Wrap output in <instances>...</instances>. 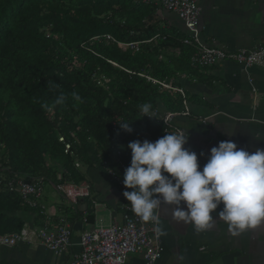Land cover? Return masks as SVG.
<instances>
[{
	"label": "trees",
	"instance_id": "1",
	"mask_svg": "<svg viewBox=\"0 0 264 264\" xmlns=\"http://www.w3.org/2000/svg\"><path fill=\"white\" fill-rule=\"evenodd\" d=\"M154 10L132 0H0V176L56 184L82 180L75 159L101 168L102 156L113 166L112 124L118 119L132 122L131 133L118 122L128 142L161 138L162 123L142 116L139 106L179 111L182 100L138 73L180 86L181 74L198 67L190 64L193 48L183 43L185 32L162 27ZM132 41L146 42L138 49L118 43ZM98 74L108 79L107 87L97 83ZM50 81L60 87L50 91ZM61 91L68 97L64 105L42 107ZM60 134L76 158L64 153ZM23 210L42 219L18 194L0 187V234L22 228Z\"/></svg>",
	"mask_w": 264,
	"mask_h": 264
},
{
	"label": "crops",
	"instance_id": "2",
	"mask_svg": "<svg viewBox=\"0 0 264 264\" xmlns=\"http://www.w3.org/2000/svg\"><path fill=\"white\" fill-rule=\"evenodd\" d=\"M199 5V24L205 42L229 50L255 49L264 44V0H199ZM154 16L162 27L186 32L183 22L174 13L155 7ZM166 54L161 57L164 59ZM173 55H178L176 49ZM178 81L186 91L192 116L177 117L176 123L185 130L188 136L185 146L197 153L201 169L210 149L221 141H232L250 153L264 149V59H259L247 70L233 61H223L184 72ZM157 106L164 111L162 104ZM129 143L120 136L113 144L116 154L119 151L121 161L128 166L131 162ZM116 157L111 167L116 166ZM78 171L82 180L93 186L92 200L82 199L75 205H68L51 182L44 186L42 195V203L52 223L64 216L73 229L69 251L79 249L80 229L92 228L96 217L106 224L120 221L128 203L123 192L131 191L119 186L102 162L101 168L95 162L91 165L80 162ZM93 202L99 204L95 207ZM181 207L186 210L184 202ZM222 208L223 204L211 213L216 221L212 228L204 231H197L183 222L176 223L170 214L162 212L160 226L166 234H160L164 251L156 264H264V225L233 236L228 225L217 215ZM89 211L92 221L83 224L82 215ZM167 211L170 213V209ZM21 215L29 225L43 224L42 214V219H37V213L31 210H23ZM0 259L20 264L65 262L63 256L48 252L42 245L25 242L14 247H1ZM126 264H145V259L142 254L133 253Z\"/></svg>",
	"mask_w": 264,
	"mask_h": 264
},
{
	"label": "built area",
	"instance_id": "3",
	"mask_svg": "<svg viewBox=\"0 0 264 264\" xmlns=\"http://www.w3.org/2000/svg\"><path fill=\"white\" fill-rule=\"evenodd\" d=\"M132 1L146 5L151 4L157 9L174 13L183 22L186 30L183 43L193 48V54L190 57V64L193 67L205 68L223 61H233L242 66L244 70H247L256 64L259 59H264V44L255 49L239 48L237 50H229L226 47L205 42L202 39L201 26L199 24L201 12L199 0ZM45 32L46 35H50L48 29ZM104 37L115 41L109 34H105ZM94 38H98V36ZM146 41L118 43L130 49H138L140 43ZM113 64L116 65L115 63ZM138 75L148 81L158 83L164 87L168 94H176L182 100V109L179 111H161L156 106L150 112L153 118L159 119L162 123L163 131L161 137L166 132H183L186 135L185 130L176 123L177 117L192 116L185 89L181 86L157 80L145 73H138ZM99 84L107 87L108 79L103 75ZM202 120L205 122L204 118ZM120 121L121 119H118L117 122L112 124V130L116 135L115 140L122 136L118 130V122ZM58 140L64 146V153L76 158L72 143L63 134L59 135ZM184 147L188 148L185 145ZM117 155V164L114 167H111L109 162L103 157L100 156V159L107 173L115 178L119 186L124 187V170L128 165L121 161L119 151H117ZM74 165L78 168L80 167V162L75 159ZM48 182L43 177H33L28 181L16 175L14 177L0 176L1 188L18 194L28 207L38 210L44 216L41 226L29 225L25 222L17 232L0 234V248L14 247L19 242L38 243L48 252L56 253L60 257L63 256L65 262L61 264H126L128 256L133 253L142 254L145 264H156V261L161 257L164 245L161 235L156 231L157 225L152 222H145L137 216L133 212L130 202L126 204L127 211L123 213L120 221L106 224L101 218L96 217L92 228L80 229L78 233L79 249L69 251L73 239L71 225L64 216H61L56 223H52L51 218L46 214L45 205L42 203L44 186ZM54 188L61 193L68 205H75L82 199L92 200L94 197L93 186L87 180L59 182L54 184ZM98 204L94 203V206L96 207ZM87 216L88 213L84 212L82 215L83 224H87Z\"/></svg>",
	"mask_w": 264,
	"mask_h": 264
},
{
	"label": "clouds",
	"instance_id": "4",
	"mask_svg": "<svg viewBox=\"0 0 264 264\" xmlns=\"http://www.w3.org/2000/svg\"><path fill=\"white\" fill-rule=\"evenodd\" d=\"M48 86L50 91L60 87L51 81ZM71 96L80 99L76 92ZM67 99L61 91L51 105L42 107L52 111ZM139 109L142 116L152 117L149 103ZM119 123L123 130L133 131L132 122ZM187 143L188 136L183 132H166L155 142L136 140L127 145L131 162L124 170L123 184L131 191H124L123 196L133 212L157 225L161 235L166 234L160 226L162 212L170 214L176 223L204 231L214 226L216 220L211 213L221 204L223 208L217 215L233 236L264 225V149L250 153L232 141H221L210 149L201 169L197 153L184 147Z\"/></svg>",
	"mask_w": 264,
	"mask_h": 264
},
{
	"label": "rangeland",
	"instance_id": "5",
	"mask_svg": "<svg viewBox=\"0 0 264 264\" xmlns=\"http://www.w3.org/2000/svg\"><path fill=\"white\" fill-rule=\"evenodd\" d=\"M45 31H46V30H45ZM101 77H103V75H101V74H100V75L98 74V75L96 76V79H97L96 81H97V83H99V82L101 81ZM104 77H105V76H104ZM1 168H3V167L0 165V170H2ZM0 173H1V171H0ZM3 175H4V174H3Z\"/></svg>",
	"mask_w": 264,
	"mask_h": 264
}]
</instances>
